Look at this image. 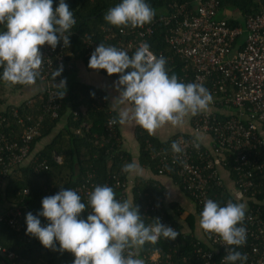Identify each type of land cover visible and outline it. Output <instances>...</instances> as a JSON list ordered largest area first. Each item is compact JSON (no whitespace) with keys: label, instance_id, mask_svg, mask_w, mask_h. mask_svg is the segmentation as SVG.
Wrapping results in <instances>:
<instances>
[{"label":"clouds","instance_id":"1","mask_svg":"<svg viewBox=\"0 0 264 264\" xmlns=\"http://www.w3.org/2000/svg\"><path fill=\"white\" fill-rule=\"evenodd\" d=\"M155 10L146 0H121L104 14V21L123 32L127 28H142L153 22ZM76 25L73 11L65 0L54 8L53 0H0V79L15 86H31L42 77L44 55L41 48L55 50L60 42L70 46L72 29ZM149 45L142 43L132 55L114 45L100 43L91 53L88 67L117 74L113 86L119 93L115 99L121 108L110 117L108 126L135 123L149 135L166 125L181 127L186 118L208 114L214 102L210 91L200 83L182 82L175 73L169 74L167 58L149 55ZM61 63L52 78L61 76ZM57 86V98L63 99L67 78ZM93 97L95 93H90ZM105 99L109 97L105 96ZM201 137L195 136L192 147L199 150ZM171 151L179 156L185 149L173 141ZM121 171L143 176L135 162H126ZM36 214L26 213V234L48 249L70 252L73 264H144L134 251L146 244L155 245L163 238L175 240L180 233L153 218L146 224L139 207L133 201L117 198L113 187L97 184L89 193L87 203L77 191L61 187L57 193L45 196ZM88 210L85 218L82 213ZM246 206L228 200L224 206L213 199L204 201L199 225L209 238L219 237L226 246L221 264H245L248 257L237 249L247 242ZM44 217L46 224L41 223ZM57 243L59 247L57 248Z\"/></svg>","mask_w":264,"mask_h":264},{"label":"built area","instance_id":"2","mask_svg":"<svg viewBox=\"0 0 264 264\" xmlns=\"http://www.w3.org/2000/svg\"><path fill=\"white\" fill-rule=\"evenodd\" d=\"M219 8L218 0L172 1L155 12L153 22L142 28H127L121 32L107 24L101 29L105 38L116 39L110 45L130 54L146 43L161 24L164 41L190 70L191 74H185L180 80L200 83L210 91L214 102L209 113L191 117L190 133L176 134L167 148H159L152 157L159 159V174L176 176L182 191L196 209L202 211L207 199H213L221 206L228 200L244 203L247 209L244 221L247 242L237 250L247 255L245 264H264V10L241 17L237 25L231 27L228 24L230 17H221ZM236 40H239L238 44ZM60 50H52L47 45L41 48L44 55L41 80H46L61 63L64 66ZM148 54L155 55L150 48ZM104 97L98 96L95 105L103 107ZM57 99V91L51 88L45 108L52 117L57 116L60 106ZM80 110L84 111V107ZM108 120L105 123L107 139L120 148L116 132L118 125L109 127ZM37 133V126L25 129L21 144L9 143L0 133L2 176L10 172L11 165L26 157L28 142ZM198 135L207 140H202L199 150H196L192 141ZM173 141H179L185 149L182 155L177 156L171 151ZM56 159L60 162L59 157ZM43 167L44 164H39L33 170L38 172ZM120 183L116 181L117 186ZM122 183L126 184L125 181ZM21 192L26 195L29 191L22 189ZM6 209L0 213V221L20 230L25 210L21 205H9ZM142 210L144 217H150L149 211L154 212L153 218L158 217L161 223L176 230L164 219L159 198L145 204ZM202 233L208 246L196 241L195 261L185 256L176 257L177 261H174L171 254L164 255L156 248L149 253L148 263L142 257L144 264H221L226 246L219 237L209 238L203 230ZM1 251L13 256L5 248L0 247ZM133 251L136 256L137 250Z\"/></svg>","mask_w":264,"mask_h":264},{"label":"trees","instance_id":"3","mask_svg":"<svg viewBox=\"0 0 264 264\" xmlns=\"http://www.w3.org/2000/svg\"><path fill=\"white\" fill-rule=\"evenodd\" d=\"M172 1L182 0H146L155 12ZM218 1L220 4L218 11L221 14L223 11L236 10L240 18L264 10V0ZM65 2L73 11L76 25L72 29L70 46L65 48L62 41L57 46V49L61 48L59 52L64 59V70L56 81L67 78L65 96L63 99H57L60 103L57 116L52 117L45 108L47 95L51 88L57 93L63 91L56 84L46 86L45 82L55 81L52 75L46 80L38 79L37 83L43 82L42 91L19 104H9L0 108V133L5 135L9 143L21 144L24 130L31 126L38 127V133L33 135L28 142L29 151L26 157L19 163L11 165L10 172L5 176L1 175L3 168L2 164L0 165V213L6 211L9 205H21L25 210L20 230L9 226L3 220L0 221V247L13 253V256L9 257L7 252L1 251L0 264H73L75 257L72 253L67 251L61 253L45 248L39 239L26 234V213L32 212L36 215L42 208V198L57 193L61 187L77 191L82 202L87 203L88 195L95 185L107 184L113 187L118 199L133 201L139 207L146 224L153 222L154 212L149 211L150 217H144L143 206L157 201L163 195L162 186L152 179L137 178L132 187H128L127 174L121 171V167L126 162H132V156L122 149V146L119 148L111 139H107V131H105L106 121L116 113L110 108L109 99H106L103 107L95 105L98 96L108 97V93L96 85L69 78L76 70L78 63L82 62L88 66L91 53L100 43L110 45L114 43L112 40L116 41L115 38L112 40L105 38L101 26L107 25L103 19L106 11L120 3L121 0H65ZM58 4L59 0H53L54 8ZM239 21L229 18L228 24L234 27ZM163 36L164 27L159 24L153 36L146 43L157 57L162 55L167 58L169 74L175 73L180 79L190 73V70L183 59L174 54ZM236 42L238 44L239 40ZM134 52L135 50L131 51L129 55ZM54 64L56 65V62ZM98 72L112 79L118 78L117 74L109 76L105 70ZM0 81L3 80L0 79ZM23 86L13 87L22 88ZM92 92L95 93L94 97L90 95ZM82 107L84 111L80 110ZM75 112H77L76 115ZM60 123H62L61 126L54 132ZM116 132L119 136L118 126ZM134 133L138 143V164L156 175H161L157 168L159 159L152 157V154L161 147L167 148L176 134L167 141L161 140L154 135H149L138 125L135 126ZM47 136H50V140L42 148H37V143ZM57 157L60 158V162L57 161ZM39 164H44L45 167L40 168L38 172L34 171L33 168ZM166 175L178 183L175 175ZM117 180L121 182L119 186L116 185ZM123 181L126 182L125 185ZM22 189H28V194L23 195ZM184 194L187 196L185 192ZM196 210L200 217L202 211ZM163 211L164 219L167 223L174 225L180 235L175 240L161 238L155 245L146 244L142 249H136V258L143 260L142 257H144L145 262L148 263L149 253L158 248L164 255L171 254L174 261H177L176 257L182 256L195 261L194 244L197 239L192 233L182 231L184 225H187L189 229L194 228L193 215L187 213L183 218L185 223L178 224V215L183 212H180L176 203L164 207ZM155 212L158 214V211ZM87 214L86 209L82 213V218L86 219ZM40 219L42 225L47 223L44 217ZM174 249H176L175 253H173Z\"/></svg>","mask_w":264,"mask_h":264},{"label":"crops","instance_id":"4","mask_svg":"<svg viewBox=\"0 0 264 264\" xmlns=\"http://www.w3.org/2000/svg\"><path fill=\"white\" fill-rule=\"evenodd\" d=\"M220 16L221 17L229 16L230 18L241 20L239 17V13L236 10L223 11L222 14H220ZM78 64L79 65H77V67L81 68L82 75L85 78L84 80L85 82L96 85L108 93L109 106L112 110H114L116 114L121 108L130 107L129 105H120L115 99H113L119 95V93L116 91V89L113 86V82L117 78L112 79L107 76H104L100 74L98 71L89 68L82 62ZM60 80L61 79H59L58 81H52L51 83L45 82V84L46 86L47 85L52 86V84L57 85V83ZM42 89H43V82H40V83H36L31 86H23L22 88H12L10 91V96H4L2 87H0V108H4L9 104H14V105L19 104L26 98H30L34 94L38 93L39 91H42ZM190 120H191V117L186 118L184 125L181 127H173L170 124L166 125L163 128L157 130L154 136L160 138L161 140H167L175 134L190 133L191 131ZM61 124L62 123L56 126V128L54 129V132H56L59 129ZM117 125H118V132H119V138H120L122 149H125L127 152L130 153V155L132 156V162H135L138 165V167L142 170V173H143L142 177H139L135 175L134 173L127 174L128 187L129 186L132 187L133 182L137 178H142L144 180L152 179V180L159 182L160 186H162L163 188V195L162 197L159 198L160 203L163 206V209L164 207H168L169 204L171 203H176L180 209V212H183L181 215L180 213L178 215V219H177L178 224L185 223L183 218L187 213L192 214L194 217V228L189 229L187 225H184L182 231H186L187 233H192L199 242H202L201 243L202 245L208 246L204 242V236L202 233V229L199 225L200 217H199L198 211L196 210V207L192 203V201H190L189 198H187V196L184 194L180 185L176 183L170 176L156 175L153 172H151L148 168L138 164V161H137L138 143L135 139V133H134V128L136 124L133 122V123L125 124V125H119V124ZM198 136L201 137V140H207V139H204L202 135H198ZM49 140H50V136H47L46 138L41 139L37 143V148H42L43 145H45Z\"/></svg>","mask_w":264,"mask_h":264},{"label":"rangeland","instance_id":"5","mask_svg":"<svg viewBox=\"0 0 264 264\" xmlns=\"http://www.w3.org/2000/svg\"><path fill=\"white\" fill-rule=\"evenodd\" d=\"M70 79H77L80 81H84L85 78L82 75V70L81 68L77 67L76 70L74 71V73L72 74V76L69 77ZM0 87H2L3 90V95L4 96H10V91L12 88H14L11 84L5 82V81H0Z\"/></svg>","mask_w":264,"mask_h":264}]
</instances>
